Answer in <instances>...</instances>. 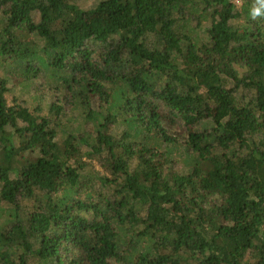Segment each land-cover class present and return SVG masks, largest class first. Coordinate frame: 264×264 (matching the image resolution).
<instances>
[{
  "label": "trees",
  "instance_id": "obj_1",
  "mask_svg": "<svg viewBox=\"0 0 264 264\" xmlns=\"http://www.w3.org/2000/svg\"><path fill=\"white\" fill-rule=\"evenodd\" d=\"M250 3L0 0V264H264Z\"/></svg>",
  "mask_w": 264,
  "mask_h": 264
},
{
  "label": "clouds",
  "instance_id": "obj_2",
  "mask_svg": "<svg viewBox=\"0 0 264 264\" xmlns=\"http://www.w3.org/2000/svg\"><path fill=\"white\" fill-rule=\"evenodd\" d=\"M231 2L237 9L243 7V0H231ZM247 12L253 21L264 19V0H251Z\"/></svg>",
  "mask_w": 264,
  "mask_h": 264
}]
</instances>
